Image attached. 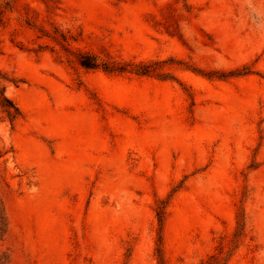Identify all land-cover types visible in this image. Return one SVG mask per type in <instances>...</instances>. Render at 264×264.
I'll return each instance as SVG.
<instances>
[{
  "label": "rangeland",
  "instance_id": "374dc122",
  "mask_svg": "<svg viewBox=\"0 0 264 264\" xmlns=\"http://www.w3.org/2000/svg\"><path fill=\"white\" fill-rule=\"evenodd\" d=\"M0 94L6 264H264V0H0Z\"/></svg>",
  "mask_w": 264,
  "mask_h": 264
},
{
  "label": "trees",
  "instance_id": "16d2710c",
  "mask_svg": "<svg viewBox=\"0 0 264 264\" xmlns=\"http://www.w3.org/2000/svg\"><path fill=\"white\" fill-rule=\"evenodd\" d=\"M78 63L81 67L85 69L101 68L104 71H108V72H124L125 71V68L123 67L111 65L108 63H100L93 55H90L87 53H82L79 55ZM147 69L148 68L146 66H141L138 69H135L132 71H134V73L139 74V75H148L150 74V72H148ZM0 106L3 109V112L6 114V117L11 123L20 115L18 108L10 100L4 97L3 94H0ZM157 218H158V225H159L158 241L160 243V239H161L160 233H161L162 226H163V214L161 212H157ZM1 224L4 225L3 217H0V225ZM3 236H4V230H1L0 228V240H2ZM156 254H157L159 263L163 264V258H162L160 246L156 249ZM212 258L213 257H210V259ZM7 261H8L7 257L0 256V264H6Z\"/></svg>",
  "mask_w": 264,
  "mask_h": 264
}]
</instances>
